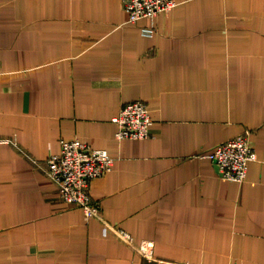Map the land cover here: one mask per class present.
Segmentation results:
<instances>
[{"label": "crops", "instance_id": "1", "mask_svg": "<svg viewBox=\"0 0 264 264\" xmlns=\"http://www.w3.org/2000/svg\"><path fill=\"white\" fill-rule=\"evenodd\" d=\"M151 23L124 0H0V264H264V0H178ZM135 99L153 135L118 139ZM241 134L258 158L238 182L203 154ZM63 138L115 158L91 183L103 219L49 174Z\"/></svg>", "mask_w": 264, "mask_h": 264}, {"label": "built area", "instance_id": "2", "mask_svg": "<svg viewBox=\"0 0 264 264\" xmlns=\"http://www.w3.org/2000/svg\"><path fill=\"white\" fill-rule=\"evenodd\" d=\"M129 14V22L136 23L141 18H150L152 23L142 27L143 34L153 36L156 32L154 18L169 13L178 0H124ZM119 125L118 139H145L153 135V119L148 103L143 99L126 102L116 116ZM15 140L0 137V144ZM16 142V141H15ZM216 161L219 173L228 179L243 182L248 174L249 163L257 160L258 154L251 140L246 135H238L217 144L203 154ZM49 174L58 181L61 196L70 203L83 208L87 219H103L101 204L94 201L91 194L92 180L111 171L115 158L104 148H95L80 139L61 140V151L48 158ZM118 234L129 243H134V236L123 228H116ZM154 241H149L143 249L151 255ZM236 264V263H232Z\"/></svg>", "mask_w": 264, "mask_h": 264}]
</instances>
